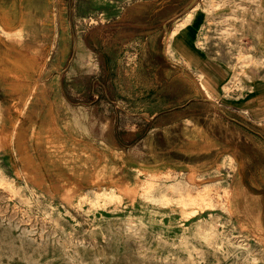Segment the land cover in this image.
Instances as JSON below:
<instances>
[{"label": "crops", "instance_id": "obj_1", "mask_svg": "<svg viewBox=\"0 0 264 264\" xmlns=\"http://www.w3.org/2000/svg\"><path fill=\"white\" fill-rule=\"evenodd\" d=\"M202 2L0 0V129L25 138L29 169L76 186L122 170L222 181L264 243V64L231 88V57L198 43L207 16L181 24Z\"/></svg>", "mask_w": 264, "mask_h": 264}, {"label": "rangeland", "instance_id": "obj_2", "mask_svg": "<svg viewBox=\"0 0 264 264\" xmlns=\"http://www.w3.org/2000/svg\"><path fill=\"white\" fill-rule=\"evenodd\" d=\"M201 15L198 43L231 57L239 86L264 64V0H203L185 23ZM1 131L0 264H264V243L233 219L222 181L122 170L76 186L68 171L29 169L25 138L9 146L13 128Z\"/></svg>", "mask_w": 264, "mask_h": 264}, {"label": "bare ground", "instance_id": "obj_3", "mask_svg": "<svg viewBox=\"0 0 264 264\" xmlns=\"http://www.w3.org/2000/svg\"><path fill=\"white\" fill-rule=\"evenodd\" d=\"M190 17H187L186 19H185V21H183L181 24L183 25L188 19H189ZM181 29V28H180ZM177 31V29H175V30H173L172 31V33H173V35H174V33ZM88 194V193H87ZM246 249V248H245ZM238 261V260H237Z\"/></svg>", "mask_w": 264, "mask_h": 264}]
</instances>
